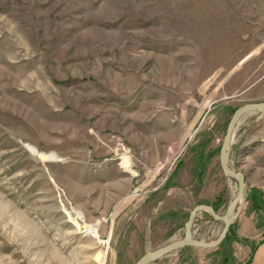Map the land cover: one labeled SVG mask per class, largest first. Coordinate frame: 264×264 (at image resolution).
I'll list each match as a JSON object with an SVG mask.
<instances>
[{"label": "rangeland", "instance_id": "374dc122", "mask_svg": "<svg viewBox=\"0 0 264 264\" xmlns=\"http://www.w3.org/2000/svg\"><path fill=\"white\" fill-rule=\"evenodd\" d=\"M250 102H264V0H0V264H134L182 238L196 205L224 214L237 183L219 149ZM228 164L252 211L264 112L239 118ZM222 229L200 210L191 233ZM233 241L148 264L233 261Z\"/></svg>", "mask_w": 264, "mask_h": 264}, {"label": "water", "instance_id": "95a60500", "mask_svg": "<svg viewBox=\"0 0 264 264\" xmlns=\"http://www.w3.org/2000/svg\"><path fill=\"white\" fill-rule=\"evenodd\" d=\"M254 112H264V102H250L238 106L232 113L227 123L225 135L220 145L219 160H220V166L222 172L225 176L235 179L237 183V193L235 197L227 205L224 214L219 215L214 211V209L211 206L208 205H196L190 211L188 218L184 223V234L182 238L169 242L161 247L156 248L155 250L144 253L134 264H148L160 258L161 256L167 254L170 251L185 246H194V247H202V248L214 247L224 239L230 226L236 220L238 211L244 201L245 182L243 175L240 171L232 169L228 164V153L232 143L233 131L240 117ZM200 210L209 212L213 217V219L221 220L223 223V229L221 233L213 241L208 242L200 239H195L192 237V233H191L192 223L195 218L196 212Z\"/></svg>", "mask_w": 264, "mask_h": 264}, {"label": "crops", "instance_id": "0c3cea01", "mask_svg": "<svg viewBox=\"0 0 264 264\" xmlns=\"http://www.w3.org/2000/svg\"><path fill=\"white\" fill-rule=\"evenodd\" d=\"M241 146L242 145L240 144L236 148H233V154L235 155L237 167V157L239 155V152L241 151ZM232 169L237 170V168ZM242 175L244 178L243 172ZM261 194L264 200V190L261 191ZM234 223H236L235 234L237 240H234L233 243H235L237 251L232 253L233 261H231V257L225 258L223 257V255H219L215 258V261L212 264H264V241L257 244V241L261 239L262 228L261 226L257 225V221L255 220V213L253 212V210H249L248 212L246 211V209H239ZM251 245H254V250L252 252H250ZM218 253H220V251H218ZM206 260L207 259H205V261ZM199 264L205 263L201 262Z\"/></svg>", "mask_w": 264, "mask_h": 264}, {"label": "trees", "instance_id": "16d2710c", "mask_svg": "<svg viewBox=\"0 0 264 264\" xmlns=\"http://www.w3.org/2000/svg\"><path fill=\"white\" fill-rule=\"evenodd\" d=\"M245 201L249 202V204L253 207V210L255 212H258V211H263L264 212V200L262 198L261 191H259L257 188H253L252 187V188H249L248 189V191L246 192ZM261 217H260V221L257 222V225L258 226H261L262 225L263 219ZM234 227H235V223H233L230 226V228H229L226 236L218 244V248L230 244V242H232L233 240H237ZM263 241H264V232L262 233L261 239H259V241H257V244H259V243H261ZM253 250H254V245H251L250 252H252ZM227 256L228 255H226L224 257L227 258Z\"/></svg>", "mask_w": 264, "mask_h": 264}]
</instances>
